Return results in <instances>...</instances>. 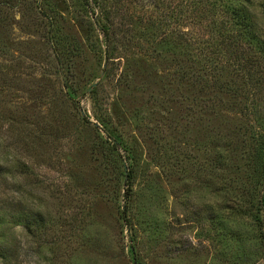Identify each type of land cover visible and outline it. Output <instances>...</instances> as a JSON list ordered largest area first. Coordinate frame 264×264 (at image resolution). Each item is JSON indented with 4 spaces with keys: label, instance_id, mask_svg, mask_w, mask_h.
<instances>
[{
    "label": "rangeland",
    "instance_id": "1",
    "mask_svg": "<svg viewBox=\"0 0 264 264\" xmlns=\"http://www.w3.org/2000/svg\"><path fill=\"white\" fill-rule=\"evenodd\" d=\"M88 2L0 0V264H264V60L218 73L163 0Z\"/></svg>",
    "mask_w": 264,
    "mask_h": 264
},
{
    "label": "trees",
    "instance_id": "2",
    "mask_svg": "<svg viewBox=\"0 0 264 264\" xmlns=\"http://www.w3.org/2000/svg\"><path fill=\"white\" fill-rule=\"evenodd\" d=\"M84 4H88V0H82ZM158 6L157 0H152ZM168 8L177 10L179 20H191V24L199 27V33L196 37L192 34L182 32L178 39L179 43L186 48L193 47L195 58H191V62L199 65V61H204L206 66H214L219 73L224 69L223 61L228 64V59L233 58L235 63V71L242 73L244 78L254 80L253 76L258 78L256 81L262 85L259 75L260 64L264 60V36L258 29V25L254 22L251 12L252 0H163ZM260 9L264 14V0H260ZM179 22V21H178ZM101 31L104 39L109 40V30L103 26ZM247 44L244 50L243 44ZM214 63V64H213ZM219 64L218 69L215 64ZM204 67V65H203ZM205 68V67H204ZM203 68H199L202 71ZM214 70V69H213ZM256 71V72H255ZM192 73H196L192 71ZM185 76L188 77L185 73ZM199 75L189 76L191 79L197 78ZM255 76V77H256ZM216 83V82H215ZM111 136V135H110ZM113 150L118 149V139L111 136ZM252 189L248 193L249 206L260 212L259 208L264 207V145L258 148L251 159ZM124 206L121 211V219L127 225L129 224L128 206L132 196V171L127 169L124 181ZM254 212V211H253ZM260 230V242L264 251V221H257ZM131 248V247H130ZM133 254V249L131 248ZM136 263L135 257L133 259Z\"/></svg>",
    "mask_w": 264,
    "mask_h": 264
}]
</instances>
